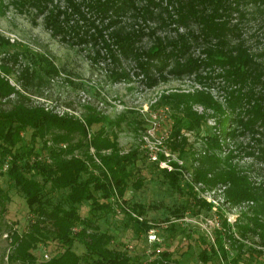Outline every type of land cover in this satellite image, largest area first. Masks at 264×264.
Wrapping results in <instances>:
<instances>
[{"label": "trees", "instance_id": "16d2710c", "mask_svg": "<svg viewBox=\"0 0 264 264\" xmlns=\"http://www.w3.org/2000/svg\"><path fill=\"white\" fill-rule=\"evenodd\" d=\"M11 1L20 9L29 11L32 6L36 9L35 14L44 13L47 26L63 41L76 44L92 41L94 45L101 41L106 52L95 48L93 57L108 56L115 64L111 72L116 75H127L125 71L117 70L120 55L135 58L140 71L150 82H155L156 73L162 75L166 69L177 76L194 73L207 85L213 76L210 72H200L199 66L214 64L220 67L216 76L224 77L223 84L228 91L226 106L205 89L163 93L152 105L169 104L179 111L174 114V133H178L182 125L200 129L205 124L191 101L214 109L215 127L219 133L204 134L206 152L201 157L195 178L211 185L218 181L229 183L226 192L232 202L247 199L264 205V178L258 182L251 179L245 168L232 160L240 150L264 160V50L252 52L238 36L239 22H232L231 17L235 11L244 15L238 6L241 0H65L64 4L60 0ZM242 1L264 4V0ZM128 15L141 23L133 19L136 25H129L123 19ZM149 22L155 26H150ZM161 24H174L183 27L184 31L174 28V36L156 34L150 45L138 44L142 34L152 33L156 25ZM6 44L9 40L0 32V47ZM194 46H201L199 50L204 56H193L190 48ZM27 53L30 63L41 66L47 74L57 73L55 64L43 54L25 49L23 54ZM13 56L16 62L17 52ZM0 69L3 73H14L6 64H0ZM151 69L156 73L153 74ZM36 75L37 70L28 64L23 66L16 77L20 88ZM20 88L0 74V100L9 102L8 106L0 103V173L8 180V187L21 193L31 213L27 228L11 234L14 246L10 259L20 264H140L117 246L109 228L101 227L96 221L105 212H115L113 203L123 195L133 174L137 150L121 152L116 134L111 132L110 135L111 130L105 129L106 123L114 122L106 116L89 114L80 119L58 114L42 104L32 103ZM228 111L234 113L241 128L223 126ZM96 123L99 127L88 137V126ZM244 131L250 134L251 143L242 145L236 141L234 148H228L222 156L221 140L235 139ZM90 146L95 149V155L88 152ZM5 161L8 166L3 170ZM163 171L170 183L179 187L180 175ZM135 181L136 186L140 184V178ZM82 206H85L84 211ZM132 208L143 213L141 203H134ZM259 211L264 212L253 208V215L246 216L248 222L238 226L257 232L259 243L264 245V222L257 216ZM124 212L136 233L147 232L150 226L147 219ZM224 236L231 238L232 233L227 230ZM50 240L56 241L61 249L48 258H39L34 249L39 243L46 244ZM217 240V246L211 245L210 251L204 247L199 252L203 263L220 255L227 264H245L237 258L246 251L257 255L264 253V248L251 246L245 247L242 253L240 244L236 246L241 249L238 256L227 259L229 252L221 237ZM75 242L83 245L82 253L73 248ZM159 252L160 258L141 264H183L172 258L167 250Z\"/></svg>", "mask_w": 264, "mask_h": 264}, {"label": "rangeland", "instance_id": "374dc122", "mask_svg": "<svg viewBox=\"0 0 264 264\" xmlns=\"http://www.w3.org/2000/svg\"><path fill=\"white\" fill-rule=\"evenodd\" d=\"M60 1L61 4L65 2ZM232 4L235 5V2ZM238 6L244 15L235 11L231 17L232 22H239L238 36H241L252 52L264 50V4L241 0ZM29 11L20 9L11 0H0V32L9 40V44L0 47V64H6L14 72L3 73L0 69V74L16 88H20L16 77L23 66L28 64L37 70L38 75L20 89L32 103L80 119L89 114L106 116L114 122L106 123L105 129L111 130L110 135L116 134L121 152L131 149L138 152L127 187L123 195L117 197L118 202L113 203L115 212H105L96 218L101 227H107L114 233L117 246L126 250L140 264L155 257L160 258L157 248L160 251L167 250L172 258L183 264H227L220 255L207 263L199 258L202 248L206 247L210 251L211 245L217 246V237H221L229 252L227 259L238 256L241 249L243 253V249L248 246L264 248L259 243L257 232L238 226L248 222L246 216L253 215V208L264 210V205L247 199L232 202L226 192L229 183L218 181L211 185L195 178L196 169L201 166V157L206 152L204 134L219 133L215 127L214 109L199 101H191L193 109L203 116L205 124L200 129L182 125L180 131L174 133V114L179 111L169 104L152 105L163 93L192 92L195 89L209 90L214 98L225 105L228 96L223 84L225 80L223 76H216L221 71L220 67L214 64L199 66L200 72H210L213 76L207 85L199 81L194 73L177 76L166 69L162 75L151 69L156 74L155 82H150L140 71L135 58L120 55L117 70L125 71L127 75H116L111 72L115 64L108 56L97 59L93 57L95 48L106 52L101 41L95 45L92 41L80 44L63 41L47 26L44 13L35 14L36 9L32 6ZM124 17L129 25H136L133 20L135 18L129 15ZM135 20L141 23L139 19ZM149 25L155 26V23L149 22ZM174 28L184 31L183 27L174 24L156 25L152 33L141 35L138 44L143 47L150 45L156 34L174 36ZM200 47H191V54L204 56ZM25 49L49 58L55 64L57 73L47 74L41 66L30 63L28 53L23 54ZM15 52L16 62L13 56ZM0 103L3 106L9 105L4 99ZM226 116L228 118L224 127L241 128L235 121L234 113L229 112ZM98 127L99 123L88 126V137ZM236 137V140L228 137L221 140L222 156L228 148H234L236 141L247 145L252 140L247 131L238 133ZM88 152L95 155L92 146ZM94 158L99 162L97 157ZM232 160L244 167L251 179L258 182L264 178L263 159L246 155L240 150L239 155ZM163 170L180 175L179 187L170 183ZM137 178H140V184L136 186L134 182ZM8 186V180L0 173V264H20L9 257L14 246L11 234L13 231L21 233L27 228L31 213L21 193ZM134 203L143 205V213L132 208ZM122 208L132 216L147 219L150 224L147 232L136 233ZM81 209L84 211L85 206ZM257 216L264 222V212L259 211ZM227 230L232 233L231 238L224 236ZM152 232L159 238L157 244L149 236ZM240 244L242 248L237 249L236 246ZM73 248L78 253L84 250L78 242L73 244ZM58 249H61L60 245L50 240L46 244L39 243L34 252L42 258L44 252L51 255ZM237 259L245 264H264V253L257 255L256 252L250 254L246 251Z\"/></svg>", "mask_w": 264, "mask_h": 264}, {"label": "built area", "instance_id": "2783aa9c", "mask_svg": "<svg viewBox=\"0 0 264 264\" xmlns=\"http://www.w3.org/2000/svg\"><path fill=\"white\" fill-rule=\"evenodd\" d=\"M7 166H8V162L7 161H5L3 164H2V169L3 170H5L6 168H7ZM149 236L151 237V239H153L152 241H157V240H159V238H158V236L154 233V232H152V233H149ZM157 251H159V249L157 248L156 249ZM50 255L47 253V252H44L43 253V257L44 258H48Z\"/></svg>", "mask_w": 264, "mask_h": 264}]
</instances>
